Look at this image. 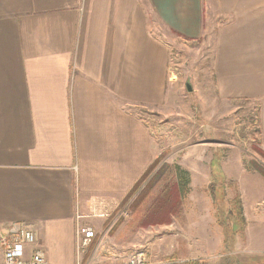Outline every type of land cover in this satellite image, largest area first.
I'll list each match as a JSON object with an SVG mask.
<instances>
[{"label": "crops", "instance_id": "obj_1", "mask_svg": "<svg viewBox=\"0 0 264 264\" xmlns=\"http://www.w3.org/2000/svg\"><path fill=\"white\" fill-rule=\"evenodd\" d=\"M156 24L180 38L211 35L216 98L256 104L264 150V0H0V229L32 223L51 264L115 259L116 241L96 259V240L89 255L78 253V228L110 232L120 202L159 154L151 125L134 110L165 104L174 83ZM201 165L185 168L187 196L195 183L212 182ZM236 192L245 222L234 239L243 247L230 253L263 264L264 191ZM209 195L214 246L172 259L153 258L156 248L145 252L152 264H226ZM127 219L118 230L121 222L132 229Z\"/></svg>", "mask_w": 264, "mask_h": 264}, {"label": "rangeland", "instance_id": "obj_2", "mask_svg": "<svg viewBox=\"0 0 264 264\" xmlns=\"http://www.w3.org/2000/svg\"><path fill=\"white\" fill-rule=\"evenodd\" d=\"M156 26L160 28L161 35L166 32L165 40L170 47V73L175 76L174 83L168 85L165 104L157 109L136 106L134 110L152 127L154 143L159 148L158 155H163L158 166L163 162L178 163L184 168L188 165L197 170L198 164L204 165L203 176L206 177V173L210 175L209 182L212 181L216 185L215 204L218 203L219 206L213 210L225 212V198L233 196L238 187L244 192L264 191V177L251 167L254 162L264 168V158L255 150L257 146L260 147L257 106L245 99L222 101L216 98L212 74L211 35L205 39L192 40L174 36L159 24ZM199 159L203 160L204 164ZM221 174L224 175L223 178ZM234 175H237V178H233ZM194 178L199 179L198 176ZM237 179L239 183L236 182ZM209 192L211 193V188L207 186V182L205 185L201 182L195 183L190 196L185 199L184 209L171 225L141 226L134 229L131 224L132 229L129 230L123 227L122 223V219H129V216L122 215V226L119 230L117 224L110 232H95L97 248L93 245L92 249V246L90 247L94 250V259L104 255L107 249L105 247L114 246L115 241V259L136 250L148 253L156 248L158 252L153 258L157 259L205 253L204 250H210L208 245L214 246L217 231V226H214L209 214L212 200ZM223 193L224 199L219 202ZM120 211L115 214L114 222L121 216ZM133 222L136 223V220ZM220 227L218 232L224 240L220 248L224 252L229 251L221 260L226 264H236L233 261L238 257V264H246L243 257L245 253L239 251L236 258L235 253H230V250L234 249L233 246L240 242L234 239L236 233L224 231L222 228L225 226ZM230 227L232 228L231 224ZM204 229L207 231L200 238ZM242 247L240 242L239 250H242ZM86 253L87 251L81 255L87 256L91 251ZM111 259L112 254L110 258L92 263L104 264ZM92 263L81 257V264Z\"/></svg>", "mask_w": 264, "mask_h": 264}, {"label": "trees", "instance_id": "obj_3", "mask_svg": "<svg viewBox=\"0 0 264 264\" xmlns=\"http://www.w3.org/2000/svg\"><path fill=\"white\" fill-rule=\"evenodd\" d=\"M259 130V129H258ZM257 153L264 158V150L257 146ZM163 155H158L142 173L140 178L133 184L119 205V210H126L127 215L136 220V226L147 227L150 225L167 224L177 217L183 209L184 201L189 192L190 174L187 169L178 163L159 162ZM253 169L264 177V168L253 162ZM211 194L216 200L215 183L210 182ZM219 199V202L224 199ZM227 210L219 213L218 220L224 231L234 233L243 232L244 217L242 215L241 200L237 192L228 199ZM219 206V204L217 203ZM122 215L113 223L111 229L121 220ZM232 225V228L230 227ZM134 225V226H135ZM96 237V236H95ZM95 237L88 246L95 243ZM184 264H208L206 260L196 258L184 262Z\"/></svg>", "mask_w": 264, "mask_h": 264}, {"label": "built area", "instance_id": "obj_4", "mask_svg": "<svg viewBox=\"0 0 264 264\" xmlns=\"http://www.w3.org/2000/svg\"><path fill=\"white\" fill-rule=\"evenodd\" d=\"M127 215L126 210L120 211ZM95 237L91 225L78 228V253H83ZM0 264H51L43 246L37 239L32 223L16 221L6 228L0 229ZM172 260L164 259L160 264H172ZM78 264H81V262ZM104 264H152L143 250H136L124 257H118Z\"/></svg>", "mask_w": 264, "mask_h": 264}, {"label": "water", "instance_id": "obj_5", "mask_svg": "<svg viewBox=\"0 0 264 264\" xmlns=\"http://www.w3.org/2000/svg\"><path fill=\"white\" fill-rule=\"evenodd\" d=\"M189 89V88H188Z\"/></svg>", "mask_w": 264, "mask_h": 264}]
</instances>
